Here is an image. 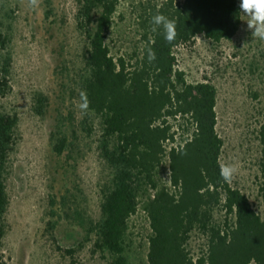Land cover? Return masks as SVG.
I'll list each match as a JSON object with an SVG mask.
<instances>
[{"label":"rangeland","instance_id":"rangeland-1","mask_svg":"<svg viewBox=\"0 0 264 264\" xmlns=\"http://www.w3.org/2000/svg\"><path fill=\"white\" fill-rule=\"evenodd\" d=\"M79 1L0 0V21L10 39L6 54L12 87L0 105L19 118L7 176L9 207L0 264H112V257L95 247V226L112 170L101 155L99 123L86 119L80 92L89 41L79 26ZM164 1L119 3L106 37L115 60L129 62L141 52L143 10ZM248 19L242 15L240 29L229 41L214 43L200 35L175 48L174 55L189 83L209 82L216 88L220 164L235 165L230 185L264 218V39L252 35ZM62 136H67L68 147L57 154L54 145ZM161 179L168 185L169 171ZM223 215L216 210L215 221ZM151 236L140 197L125 240L128 264H148ZM185 247L190 257H202L208 251L207 236L195 230Z\"/></svg>","mask_w":264,"mask_h":264},{"label":"trees","instance_id":"trees-1","mask_svg":"<svg viewBox=\"0 0 264 264\" xmlns=\"http://www.w3.org/2000/svg\"><path fill=\"white\" fill-rule=\"evenodd\" d=\"M121 1H79L78 22L89 41L80 92L86 119L99 123L101 155L112 170L95 226V247L108 253L112 264H128L129 221L143 197L152 230L148 264H264V218L220 176L223 141L216 130V88L209 82L189 83L174 55L175 48L200 35L214 43L233 39L242 22L239 0H166L145 7L140 17L143 47L129 62L115 60L106 45ZM157 14L174 22L172 43L164 39L162 27L152 30ZM2 27L0 21V101L12 91L6 54L10 39ZM149 50L157 57L151 63ZM43 112L39 101L38 113ZM18 124V115L0 105V247ZM260 141L264 202V121ZM67 147L68 138L62 136L54 150L62 154ZM166 171L168 185L161 179ZM218 209L224 215L216 222ZM195 230L208 239L207 254L198 258L185 247Z\"/></svg>","mask_w":264,"mask_h":264},{"label":"clouds","instance_id":"clouds-1","mask_svg":"<svg viewBox=\"0 0 264 264\" xmlns=\"http://www.w3.org/2000/svg\"><path fill=\"white\" fill-rule=\"evenodd\" d=\"M35 4L36 0H32ZM240 14L248 17L247 27L252 30V35L264 39V0H239ZM153 31L162 27L164 33V39L168 43H172L175 39V24L173 21L167 19L163 15L157 14L152 17L151 21ZM156 54L154 51L149 50L148 61L151 63L156 60ZM237 169L235 165H222L220 170V176L226 183H231L234 178Z\"/></svg>","mask_w":264,"mask_h":264}]
</instances>
